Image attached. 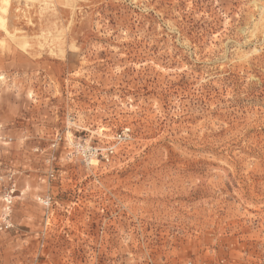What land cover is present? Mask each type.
Wrapping results in <instances>:
<instances>
[{
    "label": "rangeland",
    "instance_id": "rangeland-1",
    "mask_svg": "<svg viewBox=\"0 0 264 264\" xmlns=\"http://www.w3.org/2000/svg\"><path fill=\"white\" fill-rule=\"evenodd\" d=\"M188 262L264 264V0H0V264Z\"/></svg>",
    "mask_w": 264,
    "mask_h": 264
},
{
    "label": "built area",
    "instance_id": "built-area-1",
    "mask_svg": "<svg viewBox=\"0 0 264 264\" xmlns=\"http://www.w3.org/2000/svg\"><path fill=\"white\" fill-rule=\"evenodd\" d=\"M128 136V131L127 132H123L122 134L118 135V139H123L126 138ZM42 204L46 207H50L51 205V199L50 198H43L42 200ZM186 264H193L192 262H188Z\"/></svg>",
    "mask_w": 264,
    "mask_h": 264
}]
</instances>
